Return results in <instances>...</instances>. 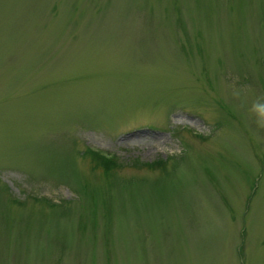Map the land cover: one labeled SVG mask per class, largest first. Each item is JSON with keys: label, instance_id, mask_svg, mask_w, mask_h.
<instances>
[{"label": "rangeland", "instance_id": "1", "mask_svg": "<svg viewBox=\"0 0 264 264\" xmlns=\"http://www.w3.org/2000/svg\"><path fill=\"white\" fill-rule=\"evenodd\" d=\"M0 264H264V0H0Z\"/></svg>", "mask_w": 264, "mask_h": 264}, {"label": "trees", "instance_id": "2", "mask_svg": "<svg viewBox=\"0 0 264 264\" xmlns=\"http://www.w3.org/2000/svg\"><path fill=\"white\" fill-rule=\"evenodd\" d=\"M85 156L93 159L98 165L101 164L105 167H111V166H117L116 161H114V158H106V156L104 155H100L97 154L95 152H91L90 150H86L85 151ZM163 162L162 161H158V162H154V164L149 165V166H153V167H161Z\"/></svg>", "mask_w": 264, "mask_h": 264}]
</instances>
